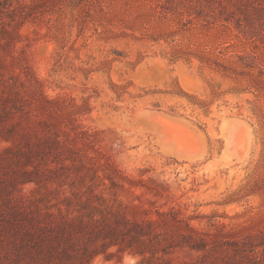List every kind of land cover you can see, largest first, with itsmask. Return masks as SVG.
Returning <instances> with one entry per match:
<instances>
[{"label":"rangeland","instance_id":"rangeland-1","mask_svg":"<svg viewBox=\"0 0 264 264\" xmlns=\"http://www.w3.org/2000/svg\"><path fill=\"white\" fill-rule=\"evenodd\" d=\"M0 264H264V0H0Z\"/></svg>","mask_w":264,"mask_h":264},{"label":"bare ground","instance_id":"bare-ground-1","mask_svg":"<svg viewBox=\"0 0 264 264\" xmlns=\"http://www.w3.org/2000/svg\"><path fill=\"white\" fill-rule=\"evenodd\" d=\"M163 117V116H162ZM165 117V116H164ZM166 118V117H165ZM173 120V119H172ZM235 121V120H234ZM162 122V121H161ZM160 123V122H159ZM172 123V122H171ZM176 123V125H177V123H179V122H175ZM174 124V123H173ZM180 125V123L178 124V126ZM232 125V124H231ZM177 126V127H178ZM181 126V125H180ZM167 127H170L169 125L167 126ZM171 127H172V129H174V130H176L175 129V127H173L172 125H171ZM229 127H230V125H229ZM182 127H180V129H181ZM184 128V127H183ZM171 129V130H172ZM234 129V128H233ZM182 130V129H181ZM187 130V129H186ZM227 130V129H226ZM246 130V129H245ZM177 131H178V129H177ZM248 131V130H247ZM170 132V131H169ZM174 132H176V131H174ZM185 132V131H184ZM187 132V131H186ZM229 132V131H228ZM189 133V132H188ZM164 134V133H163ZM186 133H184V135H185ZM162 135V134H161ZM166 135V134H165ZM195 135V134H194ZM188 136H189V134H188ZM187 136V137H188ZM180 137V136H179ZM194 137V136H193ZM185 138H186V135H185ZM178 139V138H177ZM180 139H182V137L180 138ZM172 140H173V138H172ZM174 140H176V139H174ZM174 140H173V143H174ZM181 142H182V140H180ZM172 144V143H171ZM240 144V143H239ZM247 144V143H246ZM165 145V144H164ZM169 145H170V143H169ZM168 145V146H169ZM178 145V144H177ZM163 146V145H162ZM168 146H166V148L168 147ZM238 146V145H237ZM240 146V145H239ZM171 147V146H170ZM170 147H168L169 148V150L168 151H171V149H170ZM173 147V146H172ZM171 147V148H172ZM229 147V146H228ZM241 147V146H240ZM164 148V147H163ZM166 148H165V150H166ZM174 148H176V146H174ZM184 148V147H183ZM239 148V147H238ZM240 149V148H239ZM242 149V148H241ZM238 150V149H237ZM164 151V150H163ZM167 151V150H166ZM175 151H176V149H175ZM183 151H184V149H183ZM242 152H243V150H241ZM181 152H182V150H181ZM180 152V153H181ZM230 152V151H229ZM232 152V151H231ZM175 153V152H174ZM177 153H178V151H177ZM177 153H175V154H177ZM189 153V152H188ZM187 154V153H186ZM226 154V153H225ZM244 154V153H243ZM185 156H187V155H185ZM190 156H192V155H190ZM236 157V156H235ZM183 158V157H182ZM226 159H228V158H226ZM239 159V158H238Z\"/></svg>","mask_w":264,"mask_h":264}]
</instances>
